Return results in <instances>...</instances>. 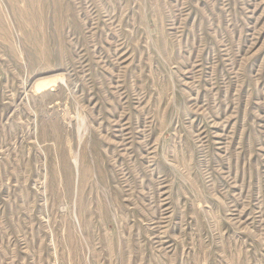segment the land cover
Returning a JSON list of instances; mask_svg holds the SVG:
<instances>
[{"label":"rangeland","instance_id":"374dc122","mask_svg":"<svg viewBox=\"0 0 264 264\" xmlns=\"http://www.w3.org/2000/svg\"><path fill=\"white\" fill-rule=\"evenodd\" d=\"M0 264H264V0H0Z\"/></svg>","mask_w":264,"mask_h":264}]
</instances>
